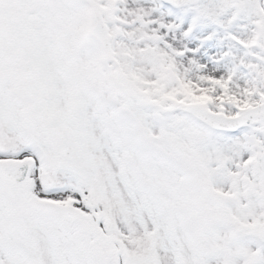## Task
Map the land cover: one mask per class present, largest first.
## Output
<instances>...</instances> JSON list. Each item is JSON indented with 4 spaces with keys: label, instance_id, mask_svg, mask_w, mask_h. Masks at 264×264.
Wrapping results in <instances>:
<instances>
[{
    "label": "snow or ice",
    "instance_id": "snow-or-ice-1",
    "mask_svg": "<svg viewBox=\"0 0 264 264\" xmlns=\"http://www.w3.org/2000/svg\"><path fill=\"white\" fill-rule=\"evenodd\" d=\"M0 264H264V0H0Z\"/></svg>",
    "mask_w": 264,
    "mask_h": 264
}]
</instances>
